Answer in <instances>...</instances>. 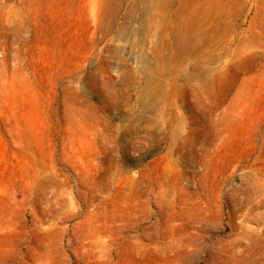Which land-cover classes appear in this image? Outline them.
I'll list each match as a JSON object with an SVG mask.
<instances>
[{
    "label": "rangeland",
    "instance_id": "obj_1",
    "mask_svg": "<svg viewBox=\"0 0 264 264\" xmlns=\"http://www.w3.org/2000/svg\"><path fill=\"white\" fill-rule=\"evenodd\" d=\"M132 5L0 0V264H264V0L184 59Z\"/></svg>",
    "mask_w": 264,
    "mask_h": 264
},
{
    "label": "bare ground",
    "instance_id": "obj_2",
    "mask_svg": "<svg viewBox=\"0 0 264 264\" xmlns=\"http://www.w3.org/2000/svg\"><path fill=\"white\" fill-rule=\"evenodd\" d=\"M132 2L130 14L134 5L139 2L145 5V12L151 13L152 28L157 36L158 46L162 31L169 26L168 22L176 20L170 26L172 32L177 29L175 36L181 46L176 52L177 57L184 59L188 55L206 52L204 51L206 48L216 46L219 37L223 39L230 36L234 28L225 20L237 21L236 19L244 12L247 0H132ZM257 27V22L253 21L251 25L253 36H256Z\"/></svg>",
    "mask_w": 264,
    "mask_h": 264
}]
</instances>
